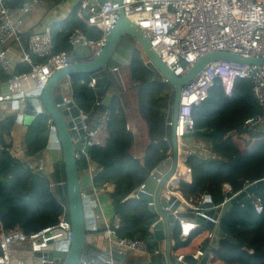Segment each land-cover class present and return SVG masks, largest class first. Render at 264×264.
Listing matches in <instances>:
<instances>
[{"label": "trees", "instance_id": "1", "mask_svg": "<svg viewBox=\"0 0 264 264\" xmlns=\"http://www.w3.org/2000/svg\"><path fill=\"white\" fill-rule=\"evenodd\" d=\"M2 1L6 7L16 10L27 0ZM75 12L70 21L51 26L55 52L68 51V36L75 29L82 30L91 39L99 37L93 28L79 22ZM117 52L131 54L128 63L131 89L136 94L138 114L148 129L149 145L142 160L133 158V135L126 130L127 119L120 97L122 87L119 76L111 71L116 66L110 63L109 69L70 78L72 100L81 112L91 115V121L94 115H100L104 110L109 113L105 145L90 148L86 156L80 155L77 165L79 171L87 169L89 164L95 166L92 181L96 189H103L106 185L112 187L108 197L114 215L120 220L117 236L141 241L145 244L146 253L153 254L157 251V243L151 228L158 217L145 202L137 200L135 194L155 167L169 157L170 145L164 139L172 90L145 63L133 40L122 39ZM34 61L40 63L44 60L34 58ZM29 71L26 64L15 68L19 74ZM92 77L96 78L93 88L89 86ZM2 79L6 80L7 76H2ZM109 94L112 96L107 100ZM103 100L106 101L104 105ZM97 102L100 106L96 105ZM259 113L249 82L235 81L228 96L220 83L215 82L207 99L193 109V131L186 134L180 143L184 145L185 139H193L206 146L205 154L195 151L184 157V165L191 171V182L180 181L178 191L187 202L198 206L207 193L212 203L219 206L225 199V187H229L232 194H237L250 184L254 186L253 196L259 198L262 206V211L257 214L248 201L233 207L225 215L220 222L221 230L232 241H220L221 252L213 253L211 264H264V133L252 134L244 127L247 118ZM13 122V117H6L0 127V233L18 227L24 234L31 235L56 224L63 215L67 199L65 176L62 177L65 195L58 201L46 179L9 155L2 137L9 132ZM48 137V118L44 114L39 115L27 128L26 153L30 156L41 153L46 149ZM63 169L62 162L55 164V172H63ZM11 175L12 179H8ZM209 235L207 228L196 226L188 238L182 240L177 223L171 235L173 263L178 255L195 253ZM115 264L126 263L115 260Z\"/></svg>", "mask_w": 264, "mask_h": 264}, {"label": "built area", "instance_id": "2", "mask_svg": "<svg viewBox=\"0 0 264 264\" xmlns=\"http://www.w3.org/2000/svg\"><path fill=\"white\" fill-rule=\"evenodd\" d=\"M120 1L125 16L135 23L154 52L176 76H182L198 59L215 51L230 52L255 59L264 57V0ZM41 2V0H27L20 8L12 10L0 0V87L3 85L6 87L4 93L0 92V127L5 120L2 103L13 102L17 97L25 101L26 94L44 90L51 75L74 62V56L78 51H87L90 57L98 56L119 18L120 5L112 0L101 5L80 2V9L85 14V24L93 28L99 37L94 40L82 30L75 29L68 36V51L55 52L50 27L31 33L24 40L23 33L17 26L18 17L32 13ZM9 42L16 46L20 61L30 68L29 72L20 74L15 72L16 67L9 58V48L6 46ZM34 58L44 61L38 63L34 61ZM145 63H147L146 60ZM111 71L117 72L118 68H112ZM1 74L7 76L5 81L2 80ZM237 80L251 84L252 94L260 109L259 114L244 121L245 129L252 134L264 133V65L216 61L208 64L189 85L181 89L175 129L179 142L186 134L193 131V109L207 99L208 92L215 82L220 83L224 94L228 96ZM95 84L96 78H90L89 86L93 88ZM96 105L100 106V103L97 102ZM90 117V114L79 110L84 131L82 136L84 146L103 147L108 139L109 113L104 110L100 115H94L99 119L97 124H93ZM34 170L41 172L43 165H37ZM175 175L177 177L191 175L190 169L184 165V160L179 162ZM249 186L251 185H245L244 190ZM142 187L143 185L138 191ZM226 188V192H230L229 187ZM170 193L167 189L165 195L169 196ZM248 201H251L255 212L260 214L262 206L259 198L251 194L248 196ZM205 202L206 197L203 196L199 205ZM225 202L224 199L221 205H214L213 209L223 206ZM171 206L172 204L164 210H169ZM193 215L194 218L200 216L213 225L219 222L218 219L206 216L197 206L193 208ZM194 218L178 220L182 240L188 238L195 230ZM94 219L95 224L99 221L103 223L102 235L109 246L108 255L100 262L94 261L95 264H115L112 253L114 249L146 253L143 242L117 236L116 231L119 229L120 220L116 215H113L110 224L101 212L94 214ZM70 241V224L63 215L59 217L56 224L31 235L24 234L18 227L2 230L0 264H26L21 259L14 262L13 252L16 246L27 245L31 254L34 255L47 248L49 242H54V245L63 249ZM203 253L197 250L191 255L198 259L203 256ZM183 256H176V262H181ZM43 262L40 259V263Z\"/></svg>", "mask_w": 264, "mask_h": 264}, {"label": "water", "instance_id": "3", "mask_svg": "<svg viewBox=\"0 0 264 264\" xmlns=\"http://www.w3.org/2000/svg\"><path fill=\"white\" fill-rule=\"evenodd\" d=\"M91 5H101L108 0H83ZM120 5L119 18L109 34L105 45L96 57H86L74 61L68 66L54 72L49 78L44 90L26 94V100L21 101L17 97L13 102L1 104L2 110L12 109L19 115L18 121L30 120V123L39 115H46L49 125V137L46 145L48 150H57L61 153V162L65 172V184L67 191L66 207L63 216L69 222L71 229V241L67 247L59 248L54 242H49L48 247L42 252L36 253L38 264H95L84 251L86 236L95 231L94 209L98 206V198L93 188L84 189L80 183L78 159L80 155H87L90 148L84 146L82 136L84 131L79 118V110L71 96L70 78L74 75H92L105 69L117 54L121 41L124 38L133 40L135 47L141 51L150 68L155 71L161 81L171 87L169 98L170 113L166 139L170 145V154L167 159L158 164L151 172L141 190L135 198L148 205L151 212L158 217L151 228L153 239L158 243V249L163 253L164 264H207L210 254L221 252L219 243L221 240L232 241L221 230L220 222L225 215L236 206H242L248 202V196L254 191V186H249L235 195L226 192V202L221 207L213 209L210 196L205 193L206 202L197 206L206 216L218 219V224L213 225L202 217L194 218L193 209L185 208L175 197L162 194L167 182L175 176L179 166V140L176 138L178 106L182 87L189 85L204 68L216 61H229L243 65H264L263 58H247L237 54L223 51H215L205 54L198 59L191 68L182 76H176L164 64L159 56L151 48L150 43L143 37L134 22L124 14L120 0H112ZM99 119H95L97 124ZM168 189V188H167ZM167 191V190H166ZM165 191V192H166ZM169 210H164L170 205ZM188 212L187 214L185 212ZM188 216L194 218L196 226H203L210 231V237L205 239L198 247L203 256L195 259L191 254L183 256L181 262L171 261V235L178 220ZM40 259L43 263H40Z\"/></svg>", "mask_w": 264, "mask_h": 264}, {"label": "crops", "instance_id": "4", "mask_svg": "<svg viewBox=\"0 0 264 264\" xmlns=\"http://www.w3.org/2000/svg\"><path fill=\"white\" fill-rule=\"evenodd\" d=\"M83 0H42L41 4L35 8V10L22 17H18L17 26L23 33V38L26 40L27 36L34 32H39L45 27H50L52 25L64 24L71 20V15L75 12L76 18L79 22L86 27H89L84 22L85 14L79 9L80 2ZM9 48V58L12 60V63L15 67H19L22 65L20 61V54L16 46L9 42L6 45ZM87 51H78L74 56L75 61L82 60L88 57ZM130 53L126 52L123 55L119 52L113 57L111 64H114L118 68L116 74L119 76L120 84H121V101L124 107L127 123V131L133 135V143L131 146V154L133 158L142 160L146 153V148L149 145V137H148V129L143 120L140 118L137 111V102H136V94L131 89L130 76L128 71V63L130 60ZM5 76L4 74L1 75ZM3 80V79H2ZM5 81V79L3 80ZM70 82V81H69ZM30 86V84H27ZM6 91V87L3 85L0 87V92L4 93ZM112 94L107 96V100H109ZM106 100V99H105ZM103 100L102 104L104 105L106 101ZM4 117H13L14 122L9 129V132L3 134V141L5 145L8 147L9 155L16 159L21 165L26 166L31 172H37L34 168L42 164L43 170L39 173L44 179L49 182V189L55 199L58 201L61 200V197H64L65 190L62 177L65 176V172H59L56 170L55 172V164L61 162V153L57 150H48L44 149L41 153L36 156H30L26 153V142L25 135L27 132V128L30 125V120L28 121H18V113L12 109L2 110ZM98 115V114H97ZM95 119L91 121L95 124ZM29 123V124H28ZM28 124V125H27ZM168 129V125H167ZM166 142L167 139H164ZM182 140V139H181ZM181 143V142H180ZM205 144L202 141H197L193 139H185L184 145L179 144V162L184 160L186 154L190 152H197L198 154H205ZM170 150L167 153L169 156ZM86 156V155H84ZM168 158V157H167ZM96 172L95 166L93 164H89L87 169L79 171L80 183L84 189L93 188L94 193L98 198V206L94 209V214H101L104 216L105 220L108 224L112 222L113 218V207L111 201L108 197V194L111 192L112 187L106 185L103 189H96L93 185V176ZM151 174V173H150ZM61 178V179H60ZM8 179H12V175L8 177ZM180 181H185L187 183L191 182V175L183 177H177L176 175L171 178L164 189L162 190V194L168 190L171 192L169 195L175 197L177 200L181 202V205L185 206V208H194L193 203L187 202L180 192L178 191V185ZM225 191L227 188L225 187ZM64 203V202H63ZM188 213L187 211L185 212ZM188 215V214H187ZM190 219L188 216L182 218V220ZM95 231L89 232L86 236L85 247H88V251H84L88 257H90L95 262H100L103 258L108 255L109 246L102 235L103 223L101 221L95 224ZM157 243V242H156ZM173 246V241L171 239V247ZM198 250V248H197ZM196 250V251H197ZM201 250V249H200ZM195 251V252H196ZM202 251V250H201ZM157 252V253H156ZM153 254L147 253H139V252H131L124 251L119 249L113 250L114 261L126 264H164L165 258L163 253L158 249L157 243V251ZM172 251H171V261H172ZM213 254H210L208 258V263L211 264V258ZM14 262L21 259L26 262V264H38L37 261L38 256L35 254L32 255L28 246H16L13 252ZM173 262V261H172Z\"/></svg>", "mask_w": 264, "mask_h": 264}, {"label": "rangeland", "instance_id": "5", "mask_svg": "<svg viewBox=\"0 0 264 264\" xmlns=\"http://www.w3.org/2000/svg\"><path fill=\"white\" fill-rule=\"evenodd\" d=\"M28 124H29V123H28ZM28 124H27V125H28Z\"/></svg>", "mask_w": 264, "mask_h": 264}]
</instances>
